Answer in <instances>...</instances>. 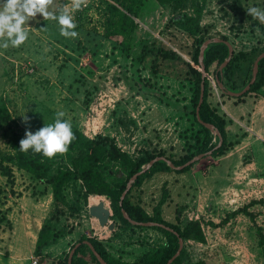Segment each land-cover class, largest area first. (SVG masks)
<instances>
[{"label":"rangeland","instance_id":"1","mask_svg":"<svg viewBox=\"0 0 264 264\" xmlns=\"http://www.w3.org/2000/svg\"><path fill=\"white\" fill-rule=\"evenodd\" d=\"M103 8L104 0H0V159L13 174L9 182L0 173L3 253L8 252L13 234L30 230L28 224L44 213L48 216L53 204L48 186L5 159L14 154L7 143L11 131L27 143L41 144L50 140V132L65 133L63 119L89 137L115 134L122 141L178 156L204 135L192 114L194 77L188 65H194L191 57L200 41L225 36L235 53L245 54L229 72L239 84L264 47V0H207L195 37L170 25L171 15L155 0H145L137 18L136 38L142 42L129 54L102 35ZM161 48L174 50L179 58L163 59ZM213 69L214 65L204 72L208 100L227 118L221 97L231 95L221 96ZM263 91L247 97L259 101ZM2 116H9L8 121ZM261 127L255 126V132L249 128L250 136L264 139ZM209 133L215 141V132L209 129ZM257 144L254 156L246 157L250 174L238 177L201 209L204 241L184 242L182 264H264V141ZM202 158L212 162L211 155ZM134 192L133 201L142 202ZM64 195L68 206L52 225L64 230L69 242L85 233L101 240L115 257L133 262L165 240L149 225L134 227L119 221L104 196L106 202L101 195H84L80 180L68 183ZM96 205L111 212L104 225L89 213ZM245 207L251 216L233 212ZM67 250L52 252L48 264H64Z\"/></svg>","mask_w":264,"mask_h":264},{"label":"trees","instance_id":"2","mask_svg":"<svg viewBox=\"0 0 264 264\" xmlns=\"http://www.w3.org/2000/svg\"><path fill=\"white\" fill-rule=\"evenodd\" d=\"M158 5L164 7L171 15L169 24L180 29L190 36H197L201 30V17L206 6L207 0H155ZM145 0H104L103 8V33L102 35L114 41L126 53H131L136 46L141 44L142 39H137L138 23L135 20L139 17ZM220 38L227 40L225 36ZM203 40L195 48L192 54V62L189 65V71L194 77V89L192 101V114L194 121L201 127L204 133L202 138H197L196 143L190 151H186L181 155L175 156L172 153L166 154L165 150L146 151L139 157H132L123 150L115 140L107 135L96 134L93 137L87 136L80 128L68 124L62 119V128L64 134L50 132V140L41 144L27 143L15 131L7 136V143L14 154L7 155L5 159L14 161L19 169L31 173L34 178L44 183L51 190L52 210L49 215L44 218L37 232L34 254L41 255L42 250L54 243L58 238L64 236V230L56 229L52 223L59 221L64 214V206H68L65 200V186L73 181H81L84 195L95 194L109 200L113 216L118 218L124 224L134 227H142L141 225H133L124 218L121 209L123 208L128 215L138 222H156L170 227L173 231L167 230L161 226H150L151 228L162 232L165 240L161 246L156 247L153 251H148L139 260L128 262L121 260L111 254L103 242L96 237H89L85 233L69 245L68 250L64 253L62 262L67 264L69 250L77 243L79 246L75 249L71 264H101L91 249L83 241L88 240L101 258L107 264H165L168 259L176 252L178 248L179 237L186 240L204 241L202 230V218L191 219L185 222L177 216L175 222L166 221L161 215V206L167 199V188L162 186L161 197L152 208L149 214L139 204L134 202L131 195L135 188H139L142 182L150 178L154 173L159 171H175L184 172L188 170L194 163L183 167L182 169L171 168L164 160H157L150 167L139 174L132 182L130 189L119 204L120 196L126 188L127 180L136 172L141 170L142 165L157 156H164L174 165H182L195 155L205 153L211 150L212 157L224 155L233 145L234 142L227 139L226 125L230 121L226 115L219 113L216 107L208 100L209 80L206 76L202 77V72L198 69L199 50ZM264 50V47L261 51ZM259 52V53H260ZM163 59H177L179 55L170 49L161 48L159 51ZM258 53V54H259ZM228 55V47L223 42H211L204 49L203 66L204 72L208 73L211 66L214 65L213 74L216 84L218 81L222 83L223 89H220L221 96L226 91L238 92L249 82L252 75L253 61L249 64L246 75L242 84L236 85L231 79L229 72L232 70L234 63L239 57H244L243 52H232L230 60L218 71V66L224 61ZM201 82H203V101L199 106V118L204 123L212 124L221 135V143L219 138L212 142L209 129L204 126L196 117V106L199 100L201 90ZM264 90V57L259 60L258 71L255 81L250 88L241 96L234 97L238 101H243L244 97L250 93H257ZM264 97V91H263ZM2 120L8 121L9 116H2ZM200 136V135H199ZM0 173L7 177L9 182L13 179L11 167L3 165L0 159ZM110 178L112 180H110ZM134 188V189H132ZM1 192V190H0ZM104 199V198H103ZM105 201V199H104ZM106 202V201H105ZM72 207V206H70ZM244 212L245 208H238L236 212ZM213 224V222H207ZM175 231V232H174ZM87 256H83V252ZM184 248L180 254L170 264H182L184 257Z\"/></svg>","mask_w":264,"mask_h":264},{"label":"crops","instance_id":"3","mask_svg":"<svg viewBox=\"0 0 264 264\" xmlns=\"http://www.w3.org/2000/svg\"><path fill=\"white\" fill-rule=\"evenodd\" d=\"M241 81L243 80L241 79ZM235 84L240 85L239 82ZM244 99L243 102L236 103L234 97H221L227 118L230 120L226 125L227 139L234 142V145L224 155L211 156L212 162L202 158L184 172L159 171L142 182L138 190L134 192L138 197L134 198L142 200V202H138L147 213H152L153 206L161 197L162 186L165 185L168 196L161 206L162 217L169 222H175L177 216L181 220L184 218L183 222L199 219L201 218L199 216L201 209L204 205H208L205 204L206 202L209 203L218 192L232 186L241 175L248 176L250 174L248 171L250 163H246V157L254 156V147L258 145L259 140L264 141V139L263 136L261 138L251 137L249 128L253 131L258 124L259 128L264 126V99L256 102H254V98ZM259 121L261 122L259 123ZM244 132L247 134L243 135ZM110 136L114 137L115 134H110ZM115 142L132 157H139L146 151H150L148 144H132L127 139L123 141L118 139L117 136H115ZM161 146L162 144L158 147L161 148ZM190 209L193 211L190 212ZM39 212L36 210V214ZM46 216L47 213H44L39 219H36L35 223L30 222L28 224L32 225L30 230H25V228L22 233L13 234L8 252L3 253L0 250V264H29L31 262L34 257L37 232ZM67 235L66 233L54 243L46 246L41 255H35L38 258V264H48V255L54 251L57 253L58 249H68L69 245L80 236L72 238L73 241L69 242L71 239ZM107 236L108 234L104 237L107 239ZM65 238L66 240H64Z\"/></svg>","mask_w":264,"mask_h":264},{"label":"water","instance_id":"4","mask_svg":"<svg viewBox=\"0 0 264 264\" xmlns=\"http://www.w3.org/2000/svg\"><path fill=\"white\" fill-rule=\"evenodd\" d=\"M220 41H223L227 45V47H228V55L224 59V61L218 66V71H221L222 68L230 60V57H231L232 52H233V48H232V46H231V44H230V42L228 40H224V39H222L220 37H210V38H207L206 40L203 41V43L200 46V50H199V58H198V60H199V63H200V69L202 71V77H204V66H203V53H204V49L206 48V46L209 43H211V42H220ZM263 57H264V50L261 51L259 54H257V56L255 57V59L253 61V65H252V75H251V78H250L249 82L244 86V88H242L238 92L226 91V93L228 95H231V96H234V97H238V96H241L242 94H244L250 88V85L256 79V75H257V71H258V63H259V60L262 59ZM218 87L220 89H223V85L219 81H218ZM202 101H203V82H201V90H200V94H199V100H198V103H197V106H196V111H195L196 112V117H197V119L204 126H206L207 128H209V129H211V130H213L215 132V134L219 138V141H218V144H217V145H219L221 143L222 138H221V135L218 132V130L212 124L204 123L199 118V106L201 105ZM210 154H211V150H209V151H207L205 153H200L198 155H195L194 157H192L190 160H188L187 162H185L182 165H174L170 160L166 159L164 156L154 157L153 159H151L150 161H148L147 163H145L144 165H142L140 171L134 173L130 177V180H129V182L126 185V188L123 190V192H122V194L120 196L119 204L122 203V199L124 198L125 194L129 190L132 182L136 179V177L139 174H141L145 169H147L148 167H150L153 162H155L157 160H164L171 168H173V169H182L183 167H185L187 165H190L191 163H194L197 159L202 158V157H204L206 155H210ZM121 212H122L124 218L127 219L133 225H141V226H144V225H149V226L157 225V226H161V227H163V228H165L167 230L173 231L170 227L165 226V225H163L161 223H156V222H138V221H135V220H133L128 215V213L123 208L121 209ZM89 213L92 216H94V217H96L98 219L100 225H104V223H106L108 221V219H109V217L111 215L110 210L108 208L104 207V206H101V205L90 206ZM83 242L89 246V248L91 249V251L93 252V254L96 256V258L98 259V261L101 264H107L106 261H104L101 258V256L98 254V252L95 250V248L93 247V245L88 240H84ZM178 243L179 244H178V248H177L176 252L168 259V261L165 264H170L180 254V252H181V250L183 248V244H184L183 239L179 237ZM79 244H80V242H77L69 250L68 258H67V264H71L72 257H73V253H74L75 249L79 246Z\"/></svg>","mask_w":264,"mask_h":264},{"label":"built area","instance_id":"5","mask_svg":"<svg viewBox=\"0 0 264 264\" xmlns=\"http://www.w3.org/2000/svg\"><path fill=\"white\" fill-rule=\"evenodd\" d=\"M82 5L86 6V3H82ZM135 20L138 21L137 18ZM30 264H38V258L32 257Z\"/></svg>","mask_w":264,"mask_h":264}]
</instances>
